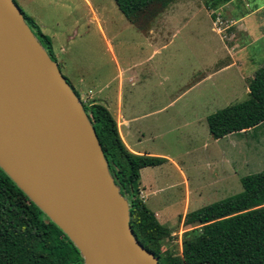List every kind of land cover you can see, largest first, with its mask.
<instances>
[{
  "label": "water",
  "instance_id": "water-1",
  "mask_svg": "<svg viewBox=\"0 0 264 264\" xmlns=\"http://www.w3.org/2000/svg\"><path fill=\"white\" fill-rule=\"evenodd\" d=\"M0 169L83 264H157L132 236L83 105L12 0H0Z\"/></svg>",
  "mask_w": 264,
  "mask_h": 264
},
{
  "label": "rangeland",
  "instance_id": "rangeland-1",
  "mask_svg": "<svg viewBox=\"0 0 264 264\" xmlns=\"http://www.w3.org/2000/svg\"><path fill=\"white\" fill-rule=\"evenodd\" d=\"M14 1L36 27L37 20L32 17L40 8L37 2L40 4L43 0ZM59 1L69 4L82 17L95 14L105 36H113L115 55L133 64V74L139 79L137 98H153L154 107L175 99L162 114L173 117L175 123L169 136L175 137L177 148L170 152L178 163H184L190 192L188 212L239 193L241 177L264 170V125L231 135L229 141L209 143L205 154L183 156L185 151L182 150L188 142L189 130L182 128L185 123L182 121L200 117L201 113L212 114L247 98L238 71L252 77L254 71L264 65V0H229L215 6V0H196L202 6L194 7L190 14L182 10V14L157 21L156 25L163 28L158 35L154 34V29L140 31L129 24L113 0H86L88 5L84 0ZM207 11L213 23L215 18L220 20V24L213 25L220 35L211 31ZM230 37L234 50H238L240 70L237 67L218 70L227 61L222 45L227 46ZM203 127L206 132V125ZM205 135L198 129L197 138L202 140ZM170 176L171 181L180 182L173 170ZM261 207L264 200L253 209ZM194 228L173 227V235L163 241L161 250L179 254L182 239Z\"/></svg>",
  "mask_w": 264,
  "mask_h": 264
},
{
  "label": "trees",
  "instance_id": "trees-1",
  "mask_svg": "<svg viewBox=\"0 0 264 264\" xmlns=\"http://www.w3.org/2000/svg\"><path fill=\"white\" fill-rule=\"evenodd\" d=\"M174 0H113L119 13L137 29H144ZM229 0H215L227 3ZM42 48L48 41L23 16ZM247 98L206 117L209 136L216 140L264 125V65L247 81ZM108 172L127 201L129 227L134 239L157 258V264H264V170L239 179L235 195L187 213L179 254L161 250L171 231L158 224L138 198L139 170L160 165V158L135 155L119 138L109 112L99 104L84 105ZM0 264H83L72 242L0 169Z\"/></svg>",
  "mask_w": 264,
  "mask_h": 264
},
{
  "label": "crops",
  "instance_id": "crops-1",
  "mask_svg": "<svg viewBox=\"0 0 264 264\" xmlns=\"http://www.w3.org/2000/svg\"><path fill=\"white\" fill-rule=\"evenodd\" d=\"M12 1L15 3L14 0ZM84 1L88 5V2ZM16 6L18 7L17 4ZM201 6L196 0H174L144 29L135 28L140 31L146 29L148 32L154 29V34L158 35L163 28H159L161 25H156L157 21L169 19L174 14H182V10L186 15L190 14L194 7ZM37 7H40L38 13L32 17L37 20L36 29L48 41L53 61L60 75L80 103L103 106L114 120L119 138L129 152L163 160L160 165L143 167L139 170L138 198L153 214L158 224L169 229L170 235H173V227L183 228L184 226L182 221L189 213L190 198L189 180L184 170V163H178L170 152L177 148L175 137L169 136L171 130L175 128V123L173 117L162 114L175 99L167 105L154 107L152 106L153 98H137L140 93L137 86L139 79L133 74V64L125 63L121 56L115 55L111 40L113 36L110 34V39L105 36L95 14L82 17L69 4L64 5L59 0H43L40 4L37 2ZM20 11L24 16L25 13L21 9ZM207 16L211 21L208 11ZM31 21L34 23L33 20ZM213 25L211 21V31L220 35ZM234 47L231 37L227 46L222 45L227 61L218 70L231 67H237L240 70L238 50L235 51ZM240 72L238 71V79L243 83L244 93L247 96L246 82L251 75L247 77ZM208 115L210 114L201 113L200 117L192 116L182 121L185 122L182 128H189L188 142L182 149L185 151L183 156H189L192 153L205 154L208 152L209 143L215 145L220 140L229 141L231 135L238 134L212 139L206 125ZM198 129L200 133H206L202 140L196 136ZM209 139L212 142H208ZM171 170L180 179L179 183L170 180Z\"/></svg>",
  "mask_w": 264,
  "mask_h": 264
},
{
  "label": "built area",
  "instance_id": "built-area-1",
  "mask_svg": "<svg viewBox=\"0 0 264 264\" xmlns=\"http://www.w3.org/2000/svg\"><path fill=\"white\" fill-rule=\"evenodd\" d=\"M214 25H216V24H220V20L218 19V18H215V20H214V23H213ZM221 31H223V30H221Z\"/></svg>",
  "mask_w": 264,
  "mask_h": 264
}]
</instances>
